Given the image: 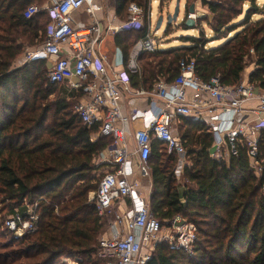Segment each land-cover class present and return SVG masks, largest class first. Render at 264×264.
I'll list each match as a JSON object with an SVG mask.
<instances>
[{"label":"trees","instance_id":"trees-1","mask_svg":"<svg viewBox=\"0 0 264 264\" xmlns=\"http://www.w3.org/2000/svg\"><path fill=\"white\" fill-rule=\"evenodd\" d=\"M45 1L0 0V238H7L0 242V264H99L104 218L91 194L111 166L100 155L112 139L93 138L97 128L81 122L74 112L78 98L65 85L48 82L44 60L16 64L26 49L44 41L47 12L29 18L23 12L32 2ZM111 1L121 20L130 3L144 13L142 29L115 36L125 67L134 44L147 33L152 0ZM201 2L212 14L211 40H221L218 45L208 46L195 23L198 35L181 36L179 46L139 55L140 69L128 71L133 87L151 90L158 79L171 82L180 61L193 59L198 77L207 81L219 74L225 85L238 84L252 61L248 80L264 88V17L252 19L264 14V7L256 0ZM241 13L243 19L233 22ZM182 26L187 28L185 20ZM177 126L189 160L183 182L177 176L179 156L155 139L147 161V200L161 223L176 215L192 223L196 240L191 252L159 243L146 264H264V177L254 174L246 146H239L237 156L216 159L203 121L178 115ZM28 206L37 213L36 229L12 237L5 220L14 213L25 217Z\"/></svg>","mask_w":264,"mask_h":264},{"label":"built area","instance_id":"built-area-1","mask_svg":"<svg viewBox=\"0 0 264 264\" xmlns=\"http://www.w3.org/2000/svg\"><path fill=\"white\" fill-rule=\"evenodd\" d=\"M83 9L89 17L87 25L77 26L73 13ZM102 5L97 0H48L31 4L23 14L29 18L40 11L47 12L50 22L43 43L26 50L25 62L44 60L49 83L65 85L73 97L74 112L87 127L95 126V137H108L111 144L100 159L112 166L100 178L98 188L91 194L92 202L102 217L114 213L109 221L110 235L99 238V264H146L159 243H168L191 252L196 237L194 226L180 215L161 223L150 211L148 200L134 179V170L143 176L150 173L148 157L153 140L166 145L168 152L183 155L185 147L174 133L178 115H190L203 121L212 134V151L216 159L237 156L245 145L247 156L256 176L264 177V88L242 79L238 84L225 85L219 74L203 81L195 73V62L181 60L179 74L171 82L158 79L151 90L131 85L128 71L140 69L139 55L160 48L162 42L153 37L150 10L148 30L130 51L121 70L110 66L98 52L103 35L108 30H139L144 27V13L136 3L127 8V18H114L108 26L102 25ZM197 12H187V18L197 20ZM158 29L154 27V33ZM145 98V108H130L123 113L124 97ZM140 121L141 127L132 133L135 147L129 150L128 125ZM264 189V184L263 187ZM127 201L128 207L115 212L113 206ZM37 213L28 206L27 214L14 213L5 220L6 228L14 237L36 229ZM167 226L170 230L164 231ZM149 248L150 251L143 250Z\"/></svg>","mask_w":264,"mask_h":264},{"label":"rangeland","instance_id":"rangeland-1","mask_svg":"<svg viewBox=\"0 0 264 264\" xmlns=\"http://www.w3.org/2000/svg\"><path fill=\"white\" fill-rule=\"evenodd\" d=\"M215 1H217V0H215ZM36 2H32L31 4H37ZM104 2L107 3V0L104 1ZM256 3L260 7H262V6L264 7V0H256ZM175 4H176V0H158V3H152V6H151L152 7V11H153V17H152V20H151V26L152 27H151L150 33L156 39L162 40L163 45L160 47L161 49H165V48H169V47H172V46H176L175 40L178 41L177 42L178 43L177 45L181 44V42H180V37L181 36L198 35V31L196 29V26L197 27H200L204 31V33H205L204 37L205 38H208L210 40L209 43H208V46H216V45H218V43L221 40L220 41H218V40H215V41L214 40H211L212 39V36H213V33H212V30H211L208 22L209 23H212L213 22V20H212V14L208 10V8L205 5L202 4L201 0H179V14H178L177 20L174 21V22H172V24L170 26V29H169V32L168 33H165V29L167 28V15L170 14V13H173ZM37 5H39V4H37ZM192 5H193V8H194V12L193 13L197 12L198 15H200V16L195 21L196 26H194V28H190L188 26H187V28H184V26H182L181 19L189 11V8ZM247 7H248V3H245L243 5V9H245ZM159 16H162L163 17V21H162V24L159 27L157 33H154L155 23H156V20H157V18ZM261 16L264 17V14H255V15L252 16V19H257V18H260ZM243 17H244V13H241L240 15H238V17H236L233 20V22H239V21H241V19H243ZM202 18H203V20L201 21L200 19H202ZM114 44H115V42L113 40V37L105 36L103 38L100 46L101 47L103 46V49L112 50V48L114 49V47H113ZM35 48H36V46L35 47H29L26 50H33ZM113 51H114L113 53H116L115 50H113ZM250 53H252V55H254L253 52H252V50L250 51ZM23 62H25V53H23L21 55L20 60L16 64L17 65H20ZM248 68L249 69H253L254 68V62L250 61L248 63V65L246 66V68L244 69V71L242 73V79H244V73H245V71ZM174 133L177 134L178 136L180 134V129L178 130L177 124L174 127ZM179 159L181 161L180 163H182V164L184 163V165H186L187 163H189V160H188V158H186L185 154L179 155ZM181 170L182 169L179 168L177 170V173L178 172H181ZM106 171H112V166L105 167L103 169V172L105 173ZM178 179H179V181H183V178H182V175L181 174L178 175ZM141 189H142L141 190L142 194H144V196L147 198V195L149 193V189L148 188L146 189L144 187L143 188L141 187ZM113 214L114 213L109 214V215L103 217L104 218V228L107 227V224L109 223V221L114 218V215ZM1 219H2V212H0V220ZM166 230H170V228H168L167 226H165L164 227V231H166ZM0 231L4 232L3 230H0ZM12 237H14V236L12 235ZM5 240H7L6 235H4V238H0V242L1 241L3 242ZM154 250L155 249L151 250L152 251V254H153V251ZM143 251L144 252H148L150 250H149V248H146ZM69 264H77V263L76 262L69 261Z\"/></svg>","mask_w":264,"mask_h":264},{"label":"crops","instance_id":"crops-1","mask_svg":"<svg viewBox=\"0 0 264 264\" xmlns=\"http://www.w3.org/2000/svg\"><path fill=\"white\" fill-rule=\"evenodd\" d=\"M101 5H102V11H103V17L104 19L102 20V25L104 26V28L106 26H108L110 24V22H112L114 20L115 17H117L116 13H115V9H114V5L111 3V0H107V3L104 2L106 0H97ZM152 3H158V0H152L150 2V20H152L153 17V11H152ZM73 17L75 20V24L77 26H83V25H87L90 20L89 17L87 16V14L84 12L83 9L77 10L73 13ZM120 31L119 30H108V32H106L103 37L102 40L105 36H110L113 37V40L115 42V36L117 34V32ZM112 39V38H111ZM101 40V42H102ZM162 42V40H160ZM101 42L98 46V52L103 55L104 57H106V59L108 60V63L110 64V66H113L116 70H121L123 68V59H122V52L120 50V48L116 45V43L114 44V49L112 48V50L109 49H103V46L101 47ZM178 41L175 40L176 46ZM163 45V42L161 44V46ZM160 46V47H161ZM115 50L116 53H113ZM20 59H18L19 61ZM254 69V68H253ZM253 69H247L244 73V80L249 79V75L252 72ZM147 106V100L143 97L141 98H131L128 96L124 97L123 100V104L121 106L122 112L123 113H129L130 108H134V107H138V108H145ZM141 127V122L140 121H134V122H130L128 125V129H129V135L127 134V138H128V144H129V150L132 151L133 148L135 147V142L133 140L132 137V133L134 131V129L140 128ZM206 128V126H205ZM131 144V145H130ZM181 162V161H180ZM184 163H179L178 165V169L181 168L183 169L184 167ZM177 169V170H178ZM182 172V170H181ZM181 172H178L179 174H181ZM177 173V176L179 175ZM134 179L137 180V182L139 183V189H141V187L143 188H148L150 191L151 188V179H150V173L147 176H143L138 170H134V175H133ZM183 182V181H180ZM128 207V202L127 201H120L117 202L114 206H113V210L115 212H119L122 211L124 209H126ZM102 234H107L110 235V229H109V225L107 224V227H105L104 231Z\"/></svg>","mask_w":264,"mask_h":264},{"label":"water","instance_id":"water-1","mask_svg":"<svg viewBox=\"0 0 264 264\" xmlns=\"http://www.w3.org/2000/svg\"><path fill=\"white\" fill-rule=\"evenodd\" d=\"M189 12H194L193 5L189 8ZM178 14H179V0H176V4H175L173 13H170L167 15V25H171L172 22L176 21ZM162 21H163V17L159 16L156 20V23H155V29H159V27L162 24ZM185 23L190 28H194V26H195V21L193 19L187 18L185 20Z\"/></svg>","mask_w":264,"mask_h":264}]
</instances>
